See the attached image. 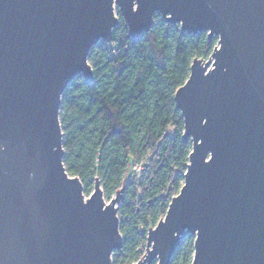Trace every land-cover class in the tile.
<instances>
[{
	"label": "water",
	"instance_id": "water-1",
	"mask_svg": "<svg viewBox=\"0 0 264 264\" xmlns=\"http://www.w3.org/2000/svg\"><path fill=\"white\" fill-rule=\"evenodd\" d=\"M133 39L153 15L217 37L174 92L191 149L183 183L130 264H264V0H0V264H112L123 188L84 196L63 165L61 96L93 80L91 47L120 23Z\"/></svg>",
	"mask_w": 264,
	"mask_h": 264
},
{
	"label": "trees",
	"instance_id": "trees-1",
	"mask_svg": "<svg viewBox=\"0 0 264 264\" xmlns=\"http://www.w3.org/2000/svg\"><path fill=\"white\" fill-rule=\"evenodd\" d=\"M214 45L205 32H181L157 13L137 39L121 21L109 42L100 40L89 51L92 82L76 75L62 93L65 170L79 178L85 195L95 177L105 198L123 188L117 211L122 246L112 253V264L142 257L148 228L183 183L191 143L182 139L173 96L192 59H206ZM193 239L181 241L169 264H190Z\"/></svg>",
	"mask_w": 264,
	"mask_h": 264
},
{
	"label": "rangeland",
	"instance_id": "rangeland-1",
	"mask_svg": "<svg viewBox=\"0 0 264 264\" xmlns=\"http://www.w3.org/2000/svg\"><path fill=\"white\" fill-rule=\"evenodd\" d=\"M114 13H115V15L119 18V22H121L122 20H121L120 14H119V12H118V10H117L116 7H114ZM212 39L215 40V44H216L217 37H216V36H213ZM137 169H138V168H137ZM84 196H87V195L84 194ZM113 196H114V194H112L109 198H105V197H104V200L107 202V201H109L110 198L113 197ZM162 217H163V216H162ZM162 217H161V218H162ZM158 220H159V219H158ZM158 220H157V221H158ZM157 221H156V222H157ZM155 224H156V223H155ZM155 224H153V225H151V226H154ZM138 260H139V259H138ZM138 260H137V261H138ZM133 262H135V261H133ZM129 264H130V263H129ZM143 264H144V263H143ZM149 264H156V259L152 260Z\"/></svg>",
	"mask_w": 264,
	"mask_h": 264
},
{
	"label": "snow or ice",
	"instance_id": "snow-or-ice-1",
	"mask_svg": "<svg viewBox=\"0 0 264 264\" xmlns=\"http://www.w3.org/2000/svg\"><path fill=\"white\" fill-rule=\"evenodd\" d=\"M182 87H183V85H182Z\"/></svg>",
	"mask_w": 264,
	"mask_h": 264
}]
</instances>
